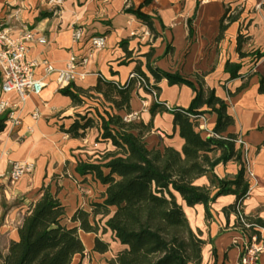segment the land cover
<instances>
[{
  "label": "crops",
  "instance_id": "obj_1",
  "mask_svg": "<svg viewBox=\"0 0 264 264\" xmlns=\"http://www.w3.org/2000/svg\"><path fill=\"white\" fill-rule=\"evenodd\" d=\"M57 1L0 0V24L11 29L13 40L26 32L32 34L24 41L26 57L39 63L35 77L46 81L41 94L30 95L24 103H19L15 94L6 96L8 110L15 112L20 124L13 126L6 122L0 134V264L11 244L19 241L23 220L45 187H50L65 206L62 224L68 228H79L80 223L72 221L78 210L92 213L94 204L103 203L106 187L92 175H80L76 168L82 162L100 164L108 153L115 151L111 141L102 139L98 115L106 118L108 114H116L123 118L128 113L118 112L95 88L101 79L125 85L137 71L145 75L151 85H157L159 102L169 108H189L195 92L186 85H170L166 79L156 84L152 70L179 74L193 82L197 89H200L198 77H201L205 88L213 90L228 105L227 112L234 125L225 135L236 134L247 145L244 160L250 195L244 202V213L264 220V56H255L258 52L264 55V0H153L150 4H145L146 0L108 3L64 0L62 5H56ZM130 8L150 18L153 30L137 15L128 12ZM227 8L232 15L239 14V19L218 40L220 21ZM17 11L21 13L16 19L12 15ZM75 28L84 30L80 43L74 42ZM239 34L247 39L242 53L248 56L244 58L237 51ZM92 36H106L107 45L94 52L86 67L77 70L71 89L89 95L82 96V105H75L59 89L57 74L47 75L42 62L48 61L57 71L64 70L72 53H89ZM41 39L46 43H41ZM228 62L242 66L239 78L232 79L226 72ZM95 98L109 107L102 109L103 103L100 106L99 102H92ZM153 103L151 93L145 88L133 90L131 111L138 114L133 123L152 124L151 131L144 137L147 148L160 151L172 148L182 152L185 141L174 124L173 114L164 112L152 117ZM206 110L207 107L202 109ZM34 113H38L36 119ZM85 116L94 119L96 126L87 130L85 138H72L66 130ZM198 121V131L208 137L218 117L207 112ZM10 161L33 164L34 170L12 183ZM239 170V165L231 161L218 165L214 173L220 179H234ZM195 185L210 187L209 177L197 179ZM178 201L192 230L200 233L205 241L201 264H241L246 238L235 226V213L226 211L236 202V196L219 197L210 206L209 219L204 205L188 207L181 197ZM115 210L112 208L108 216H91V223L99 226L98 233L79 229L86 251L84 256H76L73 264H112L117 254L126 249L111 230H104ZM259 231L258 242L264 246V229ZM97 238L109 244L106 253L94 250ZM257 264H264V251L258 256Z\"/></svg>",
  "mask_w": 264,
  "mask_h": 264
},
{
  "label": "trees",
  "instance_id": "obj_2",
  "mask_svg": "<svg viewBox=\"0 0 264 264\" xmlns=\"http://www.w3.org/2000/svg\"><path fill=\"white\" fill-rule=\"evenodd\" d=\"M152 1L146 0L145 4ZM128 12L137 15L153 30L150 18L131 8ZM238 19L239 14L232 15L230 8L226 9L220 21L218 40ZM246 42L247 39L239 34L237 51L241 58L248 56L242 53ZM255 56L262 58L264 55L258 52ZM241 67L228 62L226 72L236 79L240 77ZM134 73L151 85L140 71ZM152 74L156 84L166 79L170 85H186L195 92V98L187 109L169 108L161 102L153 103L150 108L152 117L164 112L173 114L174 124L185 141L182 152L172 148L149 150L144 137L151 131L152 124L125 123L116 114H108L106 118L98 115L102 139L111 141L115 151L108 153L100 164L79 163L76 171L82 176L92 175L106 187L103 203L94 204L92 213L78 210L72 221L79 222V228H68L62 224L66 216L65 206L50 187H45L42 196L26 214L19 229V241L11 244L3 264H73L74 258L84 256L86 251L78 234L79 229L86 233H98L99 226L96 222L91 223V216H108L112 208L116 209L115 213L106 222L104 230H111L126 247L117 254L112 264H201L205 241L190 227L178 197L188 207L204 205L209 219L212 203L221 196L234 195L236 202L226 211L235 213L236 228L244 236L261 238L259 229H264V220L244 213V202L250 195V182L246 178L244 152L236 143L239 136L225 135L228 128L234 125L227 112L228 105L213 90L205 88L201 77H198L200 89H197L193 82L179 74L159 70H152ZM136 87L138 79H131L125 85L101 79L95 91L103 94L118 112L129 114L132 112L131 95ZM71 88L63 89L62 94L69 96L75 105H82V96L89 94L82 90H75V93ZM145 89L147 92L155 90L158 95L160 92L157 85ZM204 107L208 110L202 111ZM207 112L218 117L214 136L211 137H203L198 131V120ZM7 121L8 114H0V134L5 130ZM95 122L87 116L82 117L66 133L74 139L85 138L87 130L96 126ZM135 131H138L137 135ZM231 161L240 167L236 177L218 178L215 168ZM203 176L209 177L210 187L195 185V181ZM94 250L106 253L109 244L97 238ZM243 256L244 251L241 259Z\"/></svg>",
  "mask_w": 264,
  "mask_h": 264
},
{
  "label": "built area",
  "instance_id": "obj_3",
  "mask_svg": "<svg viewBox=\"0 0 264 264\" xmlns=\"http://www.w3.org/2000/svg\"><path fill=\"white\" fill-rule=\"evenodd\" d=\"M64 0H58L56 5H62ZM110 2L111 0H103ZM20 11L15 12L12 17L18 18ZM84 30L75 28L73 31V39L75 43H80L84 38ZM11 29L3 24H0V74H1V96H0V114H8V121L13 126H18L20 120L15 117L14 111H9V102L6 96L15 94L19 103L26 102L30 95H40L46 87L45 79H38L35 77V69L39 66L36 61L27 60V48L24 43L25 40L30 39L32 34L26 32L24 36L17 40H13L10 36ZM41 43H46L45 39H41ZM90 51L85 55H77L72 53L67 66L64 70L57 71L48 62L43 61L47 75L56 73L57 83L60 90L68 88L77 78V70L86 65L91 60L95 51L102 50L107 45L106 36H92L89 39ZM84 77V75H81ZM138 79L139 88H150L145 78L139 77L136 73L130 75V79ZM151 95L155 102L159 103L158 92L152 90ZM33 117L36 119L38 113H34ZM138 118L137 113H129L123 117L125 123H131ZM214 136L213 133L208 137ZM237 146L246 154L247 145L242 137H238ZM10 180L12 183H17L24 176L31 174L34 170L33 164L10 161ZM249 175L253 177V173L249 170ZM246 243L243 251L244 256L241 259V264H257L258 256L264 251V246L259 244L257 236H245ZM242 251V252H243Z\"/></svg>",
  "mask_w": 264,
  "mask_h": 264
},
{
  "label": "rangeland",
  "instance_id": "obj_4",
  "mask_svg": "<svg viewBox=\"0 0 264 264\" xmlns=\"http://www.w3.org/2000/svg\"><path fill=\"white\" fill-rule=\"evenodd\" d=\"M92 102L96 104V103L99 102V100H98L97 98H95V99L92 100ZM102 103H103V102H102ZM102 103L99 102L98 104L101 106ZM108 105H109V104L103 103V105H102L101 107H102V109H104V106L109 107Z\"/></svg>",
  "mask_w": 264,
  "mask_h": 264
}]
</instances>
